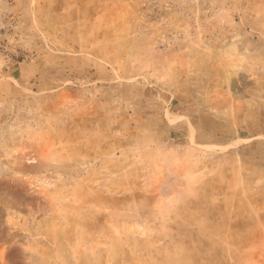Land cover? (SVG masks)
<instances>
[{
    "label": "rangeland",
    "instance_id": "obj_1",
    "mask_svg": "<svg viewBox=\"0 0 264 264\" xmlns=\"http://www.w3.org/2000/svg\"><path fill=\"white\" fill-rule=\"evenodd\" d=\"M0 264H264V0H0Z\"/></svg>",
    "mask_w": 264,
    "mask_h": 264
}]
</instances>
